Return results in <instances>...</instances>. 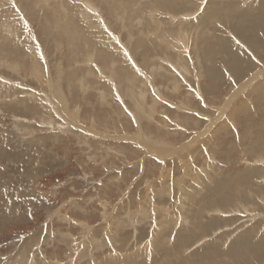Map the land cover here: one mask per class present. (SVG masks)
Here are the masks:
<instances>
[{"label": "rangeland", "instance_id": "rangeland-1", "mask_svg": "<svg viewBox=\"0 0 264 264\" xmlns=\"http://www.w3.org/2000/svg\"><path fill=\"white\" fill-rule=\"evenodd\" d=\"M0 264H264V0H0Z\"/></svg>", "mask_w": 264, "mask_h": 264}, {"label": "bare ground", "instance_id": "bare-ground-1", "mask_svg": "<svg viewBox=\"0 0 264 264\" xmlns=\"http://www.w3.org/2000/svg\"><path fill=\"white\" fill-rule=\"evenodd\" d=\"M103 1V0H102ZM165 1V0H164ZM49 31V30H48ZM222 123V122H221ZM45 164V163H44ZM43 165V164H42ZM39 170V169H38ZM42 172V171H41ZM21 179V178H20ZM23 179V178H22ZM24 181H22V180H20L19 181V186H17L18 188H14V189H17V190H14L15 192L17 191L19 194H20V192L22 191V189L24 188H26V186H22V185H27V182L26 183H23ZM13 185V184H12ZM11 186V185H10ZM13 191V192H14ZM24 191V190H23ZM24 194V193H23ZM9 197V196H8ZM22 197V196H21ZM32 200H35L34 199V197L33 196H31V195H29V196H27V203H31L32 204ZM12 201H13V199H12ZM7 203V202H6ZM28 205V204H27ZM58 260V259H57Z\"/></svg>", "mask_w": 264, "mask_h": 264}]
</instances>
